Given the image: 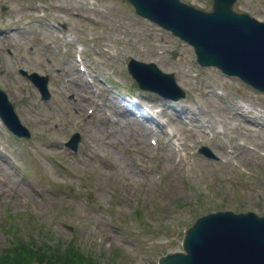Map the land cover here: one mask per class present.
Here are the masks:
<instances>
[{
    "label": "rangeland",
    "instance_id": "rangeland-1",
    "mask_svg": "<svg viewBox=\"0 0 264 264\" xmlns=\"http://www.w3.org/2000/svg\"><path fill=\"white\" fill-rule=\"evenodd\" d=\"M182 1L212 9V0ZM35 3L50 19L66 23L65 30L96 43L87 57L101 85L98 73L104 72L111 80L132 82L126 68L131 57L175 73L188 98L170 105L186 109V137L196 150L186 164L174 163L162 145L151 146L143 125L114 115L117 108H109L113 120L121 118L116 124L87 113L90 101H80L75 86L78 71L70 67V84L62 68L69 66L59 62L69 44L50 20L28 9ZM233 8L264 21V0H237ZM19 67L53 72L48 101ZM0 88L32 132L17 138L0 126V249L36 233L39 241L49 240L43 257L50 264H89L70 263L64 251L69 245L95 264H157L163 254L182 249L183 229L197 216L218 209L264 214V94L216 67L200 66L189 44L138 16L126 0H0ZM133 93L147 99L150 112L148 106L160 110L155 106L166 101L154 92ZM250 105L244 116L238 114ZM157 116L163 123L180 120L170 108ZM71 120L80 122L74 127ZM201 125L211 132L205 141L192 140L191 130L197 139L205 136ZM219 129L225 133L217 134ZM74 131L81 137L75 152L65 143ZM228 137L237 148L231 159ZM202 145L217 157L200 153Z\"/></svg>",
    "mask_w": 264,
    "mask_h": 264
},
{
    "label": "water",
    "instance_id": "water-1",
    "mask_svg": "<svg viewBox=\"0 0 264 264\" xmlns=\"http://www.w3.org/2000/svg\"><path fill=\"white\" fill-rule=\"evenodd\" d=\"M131 1L140 14L193 43L203 64H217L264 90V23L235 13L231 9L235 0H215L212 13L180 0ZM131 67L144 87L165 93L180 90L173 74L136 61ZM141 68L155 77L145 78L139 74ZM0 113L16 132L28 135L1 92ZM184 247L187 253H170L160 259V264H264V216L218 212L200 217L187 229Z\"/></svg>",
    "mask_w": 264,
    "mask_h": 264
},
{
    "label": "trees",
    "instance_id": "trees-1",
    "mask_svg": "<svg viewBox=\"0 0 264 264\" xmlns=\"http://www.w3.org/2000/svg\"><path fill=\"white\" fill-rule=\"evenodd\" d=\"M13 245H11L7 251L6 254H0V264H32L30 262H28L29 258H33V263L34 264H50L49 262H46L44 260V255L45 253L48 252V247L46 252H44V248L42 247H36L32 244H28L25 242H18L15 241V243H12ZM64 251H69V262L71 263V258L72 260L74 259L73 262H77L79 261V259H82L83 262L86 261V259H89V264H93L94 261L92 259H90L87 256H82L79 252H76V249H73L72 245H69L68 247H66L64 249ZM22 254V255H21ZM50 257V255H49ZM26 260V261H25Z\"/></svg>",
    "mask_w": 264,
    "mask_h": 264
},
{
    "label": "bare ground",
    "instance_id": "bare-ground-1",
    "mask_svg": "<svg viewBox=\"0 0 264 264\" xmlns=\"http://www.w3.org/2000/svg\"><path fill=\"white\" fill-rule=\"evenodd\" d=\"M85 88V85H82ZM123 112H127V108H122Z\"/></svg>",
    "mask_w": 264,
    "mask_h": 264
}]
</instances>
